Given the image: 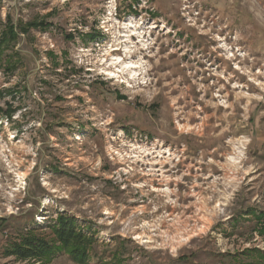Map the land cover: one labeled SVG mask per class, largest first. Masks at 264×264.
Returning a JSON list of instances; mask_svg holds the SVG:
<instances>
[{"label": "rangeland", "instance_id": "374dc122", "mask_svg": "<svg viewBox=\"0 0 264 264\" xmlns=\"http://www.w3.org/2000/svg\"><path fill=\"white\" fill-rule=\"evenodd\" d=\"M60 214L88 264H264V0H0V264H74L8 254Z\"/></svg>", "mask_w": 264, "mask_h": 264}, {"label": "trees", "instance_id": "16d2710c", "mask_svg": "<svg viewBox=\"0 0 264 264\" xmlns=\"http://www.w3.org/2000/svg\"><path fill=\"white\" fill-rule=\"evenodd\" d=\"M48 229L53 235L52 242L37 236L36 232L32 230L22 239L21 244L14 245L8 254L16 256L20 261L38 260L43 262L64 251L74 264L90 262L92 248L96 243L95 236L80 229L75 219L60 214L57 221L51 223ZM262 234L264 236V232ZM259 259L264 262V254L259 253Z\"/></svg>", "mask_w": 264, "mask_h": 264}]
</instances>
